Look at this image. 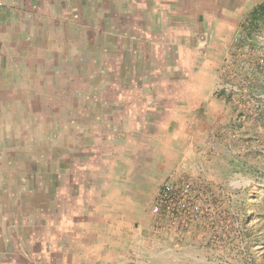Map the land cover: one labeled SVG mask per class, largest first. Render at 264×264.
<instances>
[{"label": "crops", "instance_id": "1", "mask_svg": "<svg viewBox=\"0 0 264 264\" xmlns=\"http://www.w3.org/2000/svg\"><path fill=\"white\" fill-rule=\"evenodd\" d=\"M1 1L3 147L9 138L16 141L20 127H30L29 119L54 130L60 145L67 143L69 132L79 138V130L87 129L92 153L83 172L99 176L100 160L108 168L119 167V177L124 176L107 191L141 193L126 183L131 165L169 171L174 161L186 159L195 136L217 121L213 66L227 48L229 18L241 17L233 6L237 1ZM92 201L96 205L90 208H98L100 200ZM133 206L129 200L122 207ZM96 222L85 235L51 232L48 249L43 238L32 234L34 256L44 255V264H125L127 246L117 247L116 235L101 234ZM61 234L66 248L55 243Z\"/></svg>", "mask_w": 264, "mask_h": 264}, {"label": "rangeland", "instance_id": "2", "mask_svg": "<svg viewBox=\"0 0 264 264\" xmlns=\"http://www.w3.org/2000/svg\"><path fill=\"white\" fill-rule=\"evenodd\" d=\"M234 1L241 17L229 18L227 48L213 66L217 121L195 136L186 159L169 171L131 165L126 183L141 193L107 191L124 176L100 160L99 176L83 172L92 153L87 129L79 138L69 132L62 145L37 120L16 130V141L5 134L10 144L0 142V262L44 264V255L34 256L32 234L48 249L51 232L85 235L98 218L101 234L114 233L117 247L127 246L125 264H264V20L250 18L264 0L229 5ZM166 183L176 200L155 214L152 206ZM93 199L100 200L98 208H90ZM129 200L134 206L122 207ZM92 211L98 216L88 217ZM63 234L55 243L66 248Z\"/></svg>", "mask_w": 264, "mask_h": 264}, {"label": "built area", "instance_id": "3", "mask_svg": "<svg viewBox=\"0 0 264 264\" xmlns=\"http://www.w3.org/2000/svg\"><path fill=\"white\" fill-rule=\"evenodd\" d=\"M2 6V1L0 0V7ZM183 191H187L186 188H183ZM176 191L175 188L169 184L166 183L162 186L155 203L152 206V212L155 214L160 213L161 209L168 205L170 202L176 200ZM175 203V202H173Z\"/></svg>", "mask_w": 264, "mask_h": 264}, {"label": "trees", "instance_id": "4", "mask_svg": "<svg viewBox=\"0 0 264 264\" xmlns=\"http://www.w3.org/2000/svg\"><path fill=\"white\" fill-rule=\"evenodd\" d=\"M250 18L253 22H257L259 19L264 20V1L252 10Z\"/></svg>", "mask_w": 264, "mask_h": 264}]
</instances>
